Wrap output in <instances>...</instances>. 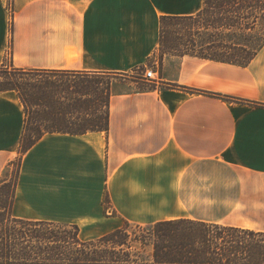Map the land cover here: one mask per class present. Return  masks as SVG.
Returning a JSON list of instances; mask_svg holds the SVG:
<instances>
[{
  "label": "crops",
  "instance_id": "crops-1",
  "mask_svg": "<svg viewBox=\"0 0 264 264\" xmlns=\"http://www.w3.org/2000/svg\"><path fill=\"white\" fill-rule=\"evenodd\" d=\"M203 6L0 0V68L123 77L112 84L107 134L47 133L23 155L15 217L97 237L124 222L179 219L264 232V47L246 67L159 54L162 17ZM144 67L157 83L128 76ZM26 120L19 94H0V183Z\"/></svg>",
  "mask_w": 264,
  "mask_h": 264
},
{
  "label": "trees",
  "instance_id": "trees-1",
  "mask_svg": "<svg viewBox=\"0 0 264 264\" xmlns=\"http://www.w3.org/2000/svg\"><path fill=\"white\" fill-rule=\"evenodd\" d=\"M263 47L264 0H204L196 15L161 19L162 56H192L246 67ZM12 73L0 68V77ZM7 91L17 88L0 80V94ZM106 107L104 121L86 122L79 129L64 120L55 127L34 129L27 117L23 155L47 133L107 134L109 99ZM16 186L9 200L8 182L0 183V264H264V232L179 219L147 226L141 236L120 227L84 239L78 225L15 217Z\"/></svg>",
  "mask_w": 264,
  "mask_h": 264
},
{
  "label": "rangeland",
  "instance_id": "rangeland-1",
  "mask_svg": "<svg viewBox=\"0 0 264 264\" xmlns=\"http://www.w3.org/2000/svg\"><path fill=\"white\" fill-rule=\"evenodd\" d=\"M159 54H161L160 51ZM1 68L13 72L10 76L0 77V80L15 85L17 88L15 92L19 94L27 107V117L30 122L32 121L31 126L39 130L55 127L62 123L61 120L69 122L74 129H79L86 122H97L101 119L104 121L108 99L110 110L112 84L116 80L123 79L120 76L108 75L91 78L75 73H38L23 70L16 72L14 66ZM140 74L141 71L137 70L128 76L135 80L143 79ZM139 82L141 90L155 88L151 83ZM22 157L20 148L17 157L9 163L5 172L3 180L8 182L9 200L15 191ZM126 224V222L122 223L121 227H126L131 235L141 236L147 233V226ZM81 234L84 239L97 237L96 234Z\"/></svg>",
  "mask_w": 264,
  "mask_h": 264
},
{
  "label": "built area",
  "instance_id": "built-area-1",
  "mask_svg": "<svg viewBox=\"0 0 264 264\" xmlns=\"http://www.w3.org/2000/svg\"><path fill=\"white\" fill-rule=\"evenodd\" d=\"M141 74L140 76L145 80V81H153V82H158L159 79L156 76V70L154 67H144V69L140 70Z\"/></svg>",
  "mask_w": 264,
  "mask_h": 264
}]
</instances>
